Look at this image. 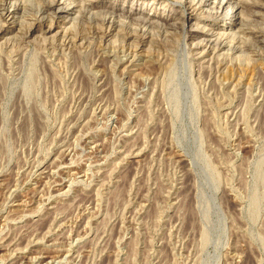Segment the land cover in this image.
Returning <instances> with one entry per match:
<instances>
[{
  "label": "rangeland",
  "instance_id": "obj_1",
  "mask_svg": "<svg viewBox=\"0 0 264 264\" xmlns=\"http://www.w3.org/2000/svg\"><path fill=\"white\" fill-rule=\"evenodd\" d=\"M135 1L0 0V264H264V0Z\"/></svg>",
  "mask_w": 264,
  "mask_h": 264
},
{
  "label": "bare ground",
  "instance_id": "obj_2",
  "mask_svg": "<svg viewBox=\"0 0 264 264\" xmlns=\"http://www.w3.org/2000/svg\"><path fill=\"white\" fill-rule=\"evenodd\" d=\"M33 1V0H32ZM124 1V0H123ZM133 1H135V0H132V2ZM183 0H174V2H175V4H177V5H180V3L182 2ZM184 1H187V3H190V2H192V1H194V0H184ZM215 1V0H214ZM11 1H9V9L8 10H6V17H8V15L10 14V12H12V11H14V10H10V8L12 7L11 6V3H10ZM136 2V1H135ZM201 2V1H200ZM237 2H238V0H237ZM237 2L235 3L234 2V0H220V1H218L217 3H216V7H217V10L219 11V15H220V17H222V18H224V17H227V21H225L224 22V24H221L220 25V32H222V31H226V30H231V28L229 27V26H232V25H234L235 23H236V21L238 20V19H240L241 18V15H242V9H240L239 7H238V4H237ZM134 3V2H133ZM151 3L152 4H154V0H152L151 1ZM239 3V2H238ZM132 4V3H131ZM211 4V3H210ZM97 4L96 3H94V7L96 8L97 6H96ZM98 8V7H97ZM96 8V9H97ZM172 8V7H171ZM95 9V10H96ZM100 9V8H99ZM133 8H132V5H130V7L128 8H126V11H131ZM101 10V9H100ZM99 10V11H100ZM104 10V9H103ZM124 10V8H121V9H113V8H109L108 10H107V12L106 13H104V18H107V17H105V15L106 14H109L110 16L112 15V14H116V15H119L118 13H121V11H123ZM136 10V12H141V10L140 9H135ZM210 10V9H209ZM240 10V11H239ZM128 11V12H129ZM152 11V10H151ZM185 12V11H184ZM217 12V11H216ZM260 12V11H259ZM4 13V12H3ZM101 13V12H100ZM191 13V12H190ZM258 13V12H257ZM39 14V13H38ZM76 14V13H75ZM94 14H96V16H97V11L96 12H94ZM122 14V13H121ZM154 14V13H153ZM187 15V14H186ZM10 16V15H9ZM178 16V15H177ZM184 16V15H183ZM95 17V16H94ZM152 17H156V16H154V15H152ZM162 18H164V16L162 15L161 16ZM101 18H102V16H101ZM157 18V17H156ZM108 19V18H107ZM109 19H112V16H111V18H109ZM142 19V18H141ZM155 19V18H154ZM170 19V18H169ZM104 20V19H103ZM165 20H167V17L165 18ZM164 20V21H165ZM186 20H188V17L186 18ZM27 21V20H26ZM96 21V20H95ZM105 21H107L106 19H105ZM110 21V20H109ZM126 21V20H125ZM111 22V21H110ZM160 22V21H159ZM71 23V22H70ZM95 23V22H94ZM105 23V22H104ZM129 23V22H128ZM101 24V23H100ZM110 24V23H109ZM232 24V25H231ZM162 26V25H161ZM193 26V25H192ZM106 27H107V25H106ZM108 27H109V25H108ZM107 27V28H108ZM204 28V27H203ZM239 28V27H238ZM262 29H264V28H262ZM227 31V32H228ZM130 33V32H129ZM231 33V32H230ZM98 34V33H97ZM226 34V33H225ZM117 35V34H116ZM233 35V34H232ZM262 35V37L264 38V34H261ZM98 36V35H97ZM105 37V36H104ZM248 37V36H247ZM198 39V38H197ZM232 40V39H231ZM107 47V46H106ZM263 47H264V44H263ZM260 49V48H259ZM262 50H264V49H262ZM112 51V50H111ZM211 53V52H210ZM239 57V56H238ZM60 262V261H59Z\"/></svg>",
  "mask_w": 264,
  "mask_h": 264
}]
</instances>
